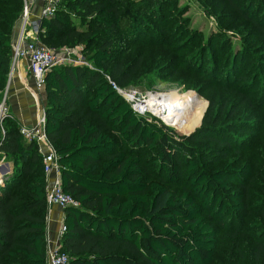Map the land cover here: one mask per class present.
Wrapping results in <instances>:
<instances>
[{
    "label": "trees",
    "instance_id": "trees-1",
    "mask_svg": "<svg viewBox=\"0 0 264 264\" xmlns=\"http://www.w3.org/2000/svg\"><path fill=\"white\" fill-rule=\"evenodd\" d=\"M171 1L58 0L54 16L40 21L43 45H80L91 64L56 66L45 78L46 135L59 159L63 191L79 204L64 210L60 250L69 264H264V156L214 168L209 162L219 160L193 144L206 140L223 150V158L226 151L247 149L237 140L245 137L233 133L237 125L225 129L220 122L227 111L235 117L239 105L264 113V85L256 89V78L247 82L245 72L252 60L264 68V60L235 51L225 35L220 41L212 35L200 50L209 46L223 55L221 74L213 65L208 74L183 65V50L199 34L185 39L162 25ZM225 2L264 40V0ZM23 6L24 0H0V102ZM182 69L240 100H213L200 137L178 136L150 121L111 84L138 87L163 73L174 79ZM262 124L245 121L241 127L254 134ZM2 125L0 161L11 164V172L0 182V264H47L43 157L13 116ZM183 174L189 188L170 190L168 183ZM214 225L226 228L223 239Z\"/></svg>",
    "mask_w": 264,
    "mask_h": 264
},
{
    "label": "rangeland",
    "instance_id": "rangeland-1",
    "mask_svg": "<svg viewBox=\"0 0 264 264\" xmlns=\"http://www.w3.org/2000/svg\"><path fill=\"white\" fill-rule=\"evenodd\" d=\"M139 10L141 12H150L148 8L142 6H140ZM163 13L165 22L162 23V25L164 27L168 26L169 30L177 36L184 35L185 39H188L196 33L199 34V38L195 39L193 36L192 43H190L187 48L183 50L181 54V63L183 65H190L194 70L198 68L197 70L200 72L204 71L207 74L210 69H213V65L218 68V75L219 73L221 74L223 70V55L219 56L217 51L213 49V47L210 49L209 46L200 50V48L204 46L205 42H207V39H209L212 35H216L219 41L221 40L219 37H221V35H225L227 38L224 39H229L235 48V51H238L239 49H246L250 54L259 58V60H264V40L255 27L243 19L233 9L228 7L225 0H172L168 6H166ZM153 25L158 27L160 24L153 21ZM19 37V31L15 34L14 29L10 41L12 50L18 44ZM48 48L53 50L57 55L64 52H71L75 58L81 57L82 59L84 58V62H88L82 54L80 45L74 47H64L63 49ZM196 64L200 66H195ZM249 66V69L245 70L248 79L247 82H250L251 80L253 81L254 78H256L258 82L256 89L261 91V85H264V68H262L257 62L253 63V60ZM170 72L171 71H168L166 73L169 74ZM163 74H160L159 76H150L141 86H131L120 89L124 94L122 96L126 100H129L130 95L135 96L133 99L134 101H128L134 110L135 104L146 100L147 95H152V98L159 96L160 99L163 102H167L168 105L171 102V109L184 110L185 116L182 115V120L178 122L182 123L180 125H175L171 122L169 123L163 119L161 116L163 114L158 115L151 112L157 115L156 117L150 113L141 112L144 113L143 115L148 117L150 121L155 119L166 125L168 128L173 129L178 136L195 135L196 137H200L202 133L201 127L204 124V118L213 100L217 102V105L223 103L226 99H230V105L240 103V100L233 94H230L222 88L216 87L214 84L212 86V81H210L211 79H205L204 76L199 77L193 74L192 71H188L186 69L178 70L174 79L171 80L165 79L164 76H162ZM137 94H140L139 99L136 98ZM7 96L8 86H6V89L2 94L0 106L6 107ZM182 107L187 109H183ZM238 107V114L235 117L230 118L227 111L226 116L222 118L220 125L224 126L225 129H227L229 125H237V128L233 133L238 134L239 137H245V139L237 138V140H241V142L246 143L247 149L244 150V148H241L240 146L238 148L239 150L237 149L233 152L226 151L228 154L226 153V157L223 158V150L217 148L213 144L207 143L206 140L198 139V142L193 143L194 146L196 145L198 150L202 153L207 152L211 157H215L214 160H219L216 163L215 161L209 162L211 167H222L228 163L232 164L234 167H240L248 159L253 163H257L258 160L264 156V124H262V130L260 132H254V134L246 133L245 129L243 130L241 127L242 123L245 121H253L258 124L263 123L264 113H257V106H255L252 110L241 107V105ZM1 118H3L2 115L0 116V120ZM180 127H185L186 129H178ZM248 136L249 142L246 138ZM4 163L7 162L3 160L0 161V165ZM179 180L180 181L174 182L173 184L168 183V186L170 190L181 194L185 189L189 188L188 178L186 174H183ZM214 226L219 231L220 238H222L224 234L226 235L225 227L222 229L220 226Z\"/></svg>",
    "mask_w": 264,
    "mask_h": 264
},
{
    "label": "built area",
    "instance_id": "built-area-1",
    "mask_svg": "<svg viewBox=\"0 0 264 264\" xmlns=\"http://www.w3.org/2000/svg\"><path fill=\"white\" fill-rule=\"evenodd\" d=\"M25 1L24 9L20 15L21 27L19 31V42L13 49L11 72H13L15 66L21 59L28 60V71L34 78V94L39 95L44 92L45 78L47 73L56 66L60 65H83L91 67L89 62H84V58H75L71 52H64L57 55L53 50L49 49L42 44L40 34V21L42 18L53 17L58 5V0H46V6L42 11V16L39 20H32L30 17V4ZM114 89L121 95H124L122 90L111 82ZM129 100L132 99L129 97ZM127 99V101H129ZM129 101V102H130ZM134 101V100H132ZM135 110L137 113L143 115L150 113L146 110L142 111L141 108L135 104ZM0 130L4 133L2 125L3 119L10 114L7 108L0 106ZM153 116H156L152 114ZM157 117V116H156ZM46 115L45 110H42L39 114L37 122L34 126L19 125V132L27 142H36L39 146V152L42 154V162L44 167V173L47 179L46 184V201L49 207L58 206L65 210L69 207H78V202L75 201L70 195L63 191L61 184V166L58 156L56 155L53 146L49 143L46 135ZM45 150V151H44ZM54 175V179L49 181L50 175ZM65 226L61 228V234ZM48 264H69V256L60 250V246L50 250L47 254Z\"/></svg>",
    "mask_w": 264,
    "mask_h": 264
},
{
    "label": "crops",
    "instance_id": "crops-1",
    "mask_svg": "<svg viewBox=\"0 0 264 264\" xmlns=\"http://www.w3.org/2000/svg\"><path fill=\"white\" fill-rule=\"evenodd\" d=\"M30 4V18L39 20L42 11L46 6V0H27ZM20 19L15 27V34L20 31ZM8 96L6 108L8 113L13 116L19 125L34 126L39 114L45 110L47 98L45 92L39 95L34 94V78L28 71V60L21 59L10 72L8 78ZM45 151V150H44ZM11 172V164H9ZM9 172V173H10ZM50 175L49 181L54 179ZM65 222V211L58 206H51L46 217V251L47 254L60 246L61 228ZM48 264V261H47Z\"/></svg>",
    "mask_w": 264,
    "mask_h": 264
},
{
    "label": "bare ground",
    "instance_id": "bare-ground-1",
    "mask_svg": "<svg viewBox=\"0 0 264 264\" xmlns=\"http://www.w3.org/2000/svg\"><path fill=\"white\" fill-rule=\"evenodd\" d=\"M129 97L133 100L135 96L130 95ZM170 104H171V102H170ZM170 104L168 105L167 102H163L160 99L159 96H156V98H152V95H150V96L147 95L146 100L137 102V107L141 108L142 111L150 110L148 112H154V113H156L158 115L163 114L161 116L163 117V119H165L169 123L171 122L172 124H175V125L176 124L177 125L182 124V123H178V122H180V120H182L183 116H185L184 115L185 111L184 110H179V109H177V110L176 109H171L170 108Z\"/></svg>",
    "mask_w": 264,
    "mask_h": 264
},
{
    "label": "water",
    "instance_id": "water-1",
    "mask_svg": "<svg viewBox=\"0 0 264 264\" xmlns=\"http://www.w3.org/2000/svg\"><path fill=\"white\" fill-rule=\"evenodd\" d=\"M136 98H140V94L136 95ZM10 172V168H9V164L8 163H4L0 165V182L1 180L8 175Z\"/></svg>",
    "mask_w": 264,
    "mask_h": 264
}]
</instances>
